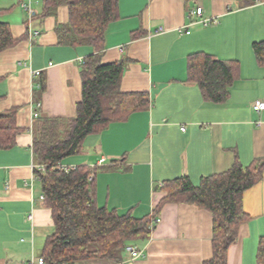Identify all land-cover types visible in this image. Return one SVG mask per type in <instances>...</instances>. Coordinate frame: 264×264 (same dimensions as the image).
<instances>
[{"label": "crops", "instance_id": "1", "mask_svg": "<svg viewBox=\"0 0 264 264\" xmlns=\"http://www.w3.org/2000/svg\"><path fill=\"white\" fill-rule=\"evenodd\" d=\"M197 7L218 24H195L186 34L190 11ZM118 11L119 20L106 31L102 63L127 61L121 89L149 94L150 107L88 137L81 153L62 164L96 168L97 204L142 219L152 216L166 196L160 190L165 181L189 177L198 185L202 177L228 171L236 159L249 166L264 158V112L253 109L256 100H264V67L258 66L252 49L253 43L264 40V5L243 7L238 0H119ZM67 19L66 8L57 19L28 23L20 18L22 22L12 24L13 34L19 38L28 31L29 39L0 53V111L19 107L17 124L24 129L16 147L0 152V264L40 257L46 239L56 231L52 213L40 199L39 183H25L34 164V73L41 72L46 80L41 116L74 118L82 98V63L93 49L58 46L56 24ZM138 31L143 34L132 38ZM195 53L240 63L227 102H206L199 87L188 81V57ZM115 161H121L118 169L98 170ZM243 207L250 219L229 249L228 264H257L258 242L264 236V173L245 192ZM157 218L151 238L139 243L143 257L124 254L115 264H203L211 259L209 211L166 204Z\"/></svg>", "mask_w": 264, "mask_h": 264}, {"label": "trees", "instance_id": "2", "mask_svg": "<svg viewBox=\"0 0 264 264\" xmlns=\"http://www.w3.org/2000/svg\"><path fill=\"white\" fill-rule=\"evenodd\" d=\"M24 0H19V6ZM243 7L257 5L262 0H238ZM21 8V7H20ZM62 8L68 19L57 22L55 33L61 47H90L93 53L82 63V98L76 116L55 119L41 116L31 130L34 165L44 166L37 171L45 206L51 211L55 226L53 236L46 239L40 258L43 264H115L123 261L126 247L151 238V223L166 204H189L209 211L213 218L212 257L203 264H228L231 245L238 239L240 227L250 219L243 207L245 192L263 177L264 158L243 166L238 159L226 172L202 177L195 185L189 177L165 181L160 190L166 196L152 216L137 219L129 212L100 207L95 199L94 183L89 177L96 168L77 166L69 172L59 169L64 161L78 156L86 139L106 130L110 124L125 122L136 113L150 107L147 93H124L121 89L127 61L102 63L109 25L119 20V0H43L41 14L36 18H58ZM22 9V8H21ZM5 10H0V14ZM143 33L138 31L132 38ZM28 31L15 37L12 25L0 19V53L28 40ZM258 66L264 67V40L252 45ZM238 61H224L195 53L188 57V81L195 83L206 102L223 104L229 100L230 88L240 74ZM46 90L43 75L37 78L35 103L41 104ZM19 107L0 111V152L13 149L24 129L17 124ZM124 158L122 159V162ZM121 161L108 168L116 170ZM257 264H264V236L260 237Z\"/></svg>", "mask_w": 264, "mask_h": 264}, {"label": "built area", "instance_id": "3", "mask_svg": "<svg viewBox=\"0 0 264 264\" xmlns=\"http://www.w3.org/2000/svg\"><path fill=\"white\" fill-rule=\"evenodd\" d=\"M39 1L40 0H24L21 3L20 7L25 12L28 13L29 21H32L34 19V17L36 16L37 12H36V10L33 9V4H34V2H36L38 4ZM259 4H263V3H259ZM189 16L192 19V22L188 26V28H186V34H190L189 28L195 24H201L205 27H209V26L218 24V20L216 18H205L204 17V10L202 7H197L195 9L191 10ZM159 32H164V29L160 28ZM36 35H38V33H36ZM40 75H41V72H39V71L34 73L35 77H39ZM40 107H41V104L36 105V109L40 108ZM253 109L258 114L264 112V100H260V99L256 100L253 103ZM33 118L34 119L39 118V112L37 110L34 111ZM182 130L184 131L185 129L183 128ZM103 162H104V160H101L100 164ZM43 169H44V166L33 164L32 165L33 174L31 176V179L28 182H26L25 185L33 187L34 184L38 183L39 178L37 175V171H41ZM59 169L65 171V172H69L73 169H76V166H68V165L62 164L59 166ZM94 178H95L94 175H91L89 177V182H92L94 180ZM40 199L42 201H44V197L42 195H41ZM30 219H32V217H30ZM159 222H160L159 218L154 219L153 222L151 223V226L154 223L156 224ZM126 252L128 253V255H130V257L132 259H139V258L143 257V251L138 249L136 246L131 245V244L126 247ZM21 264H43V260L40 257H33L30 261H27V262H24Z\"/></svg>", "mask_w": 264, "mask_h": 264}, {"label": "rangeland", "instance_id": "4", "mask_svg": "<svg viewBox=\"0 0 264 264\" xmlns=\"http://www.w3.org/2000/svg\"><path fill=\"white\" fill-rule=\"evenodd\" d=\"M262 1H263L262 5H264V0ZM33 9L36 10L37 14H41L43 10V0H40L38 4L34 2ZM0 10H5L4 12L0 14V19L3 21L9 22L11 25L17 24L20 21L22 22L20 18L25 19V20L27 19L26 22L29 23L28 13L20 8L19 0H0ZM60 19L61 21H63L62 16H60Z\"/></svg>", "mask_w": 264, "mask_h": 264}]
</instances>
